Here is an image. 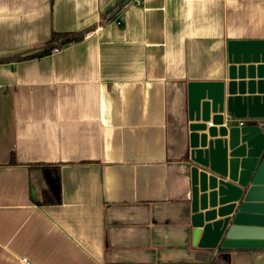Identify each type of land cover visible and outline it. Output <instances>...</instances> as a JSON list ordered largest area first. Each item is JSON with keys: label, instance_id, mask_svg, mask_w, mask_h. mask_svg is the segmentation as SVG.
I'll return each mask as SVG.
<instances>
[{"label": "crops", "instance_id": "1", "mask_svg": "<svg viewBox=\"0 0 264 264\" xmlns=\"http://www.w3.org/2000/svg\"><path fill=\"white\" fill-rule=\"evenodd\" d=\"M124 1L0 0V264H264L201 241L190 181L192 126L219 127L233 68L263 93L228 120L264 125V0ZM52 33L82 38L7 61ZM201 151L209 175L231 159ZM40 163L61 166L58 205L39 204Z\"/></svg>", "mask_w": 264, "mask_h": 264}, {"label": "water", "instance_id": "2", "mask_svg": "<svg viewBox=\"0 0 264 264\" xmlns=\"http://www.w3.org/2000/svg\"><path fill=\"white\" fill-rule=\"evenodd\" d=\"M117 8L113 9L106 19L110 18ZM66 42L69 43L70 39ZM38 51L40 49L33 53ZM244 70L243 67L239 68V74L242 75L239 81H235L234 68L230 70L227 97H222L217 106H213V122L219 127L209 128L207 134L201 135H198V132L205 131L206 125H193L191 129L193 151L190 160L193 166L190 169V181L193 225L201 231V241L213 238L212 247L216 248V251L238 248L264 249V153L251 150L256 142L264 145V125L255 123L239 128L228 122L232 115L238 118L245 111L251 112L259 100L256 94L263 93L261 83L252 81L253 68H247V82L242 80ZM224 113L227 115L224 116ZM202 117L203 122L209 120L207 109ZM217 135L227 139L212 141ZM198 142L201 149L210 147L214 142L226 144L231 151L228 166L221 172L209 175L206 170H214L208 168L206 160L202 159L204 152L197 149Z\"/></svg>", "mask_w": 264, "mask_h": 264}, {"label": "trees", "instance_id": "3", "mask_svg": "<svg viewBox=\"0 0 264 264\" xmlns=\"http://www.w3.org/2000/svg\"><path fill=\"white\" fill-rule=\"evenodd\" d=\"M82 37L76 36L74 37L70 33H52L49 41L44 45L40 51L26 55L30 52L18 55L16 57L7 59L8 62L10 61H23L29 59H37L48 56L52 54L53 51L61 49L63 46L68 44L66 42L67 39H70V42L78 41ZM69 42V43H70ZM9 166H15L16 161L13 153L10 155V161L8 163ZM28 167L37 168L39 169L43 181H44V189L42 190L41 194V202L40 205L49 206V205H58L61 202V185H60V164H34L28 165Z\"/></svg>", "mask_w": 264, "mask_h": 264}, {"label": "built area", "instance_id": "4", "mask_svg": "<svg viewBox=\"0 0 264 264\" xmlns=\"http://www.w3.org/2000/svg\"><path fill=\"white\" fill-rule=\"evenodd\" d=\"M92 34H93V32H92V33L89 32V33H87L86 37H89V36H91ZM228 122L230 123V122H232V120H228ZM208 126L211 127L212 124L209 123ZM238 126H239V127H242V126H243V122L239 121ZM20 264H30V263L28 262L27 259L23 258V259H21Z\"/></svg>", "mask_w": 264, "mask_h": 264}]
</instances>
